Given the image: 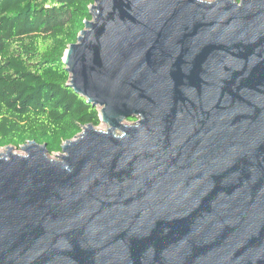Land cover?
Instances as JSON below:
<instances>
[{
  "label": "water",
  "instance_id": "95a60500",
  "mask_svg": "<svg viewBox=\"0 0 264 264\" xmlns=\"http://www.w3.org/2000/svg\"><path fill=\"white\" fill-rule=\"evenodd\" d=\"M90 9L64 62L109 128L0 153V264H264V0Z\"/></svg>",
  "mask_w": 264,
  "mask_h": 264
},
{
  "label": "trees",
  "instance_id": "16d2710c",
  "mask_svg": "<svg viewBox=\"0 0 264 264\" xmlns=\"http://www.w3.org/2000/svg\"><path fill=\"white\" fill-rule=\"evenodd\" d=\"M95 2L0 0V150L36 141L55 155L101 124L100 107L69 86L64 62Z\"/></svg>",
  "mask_w": 264,
  "mask_h": 264
},
{
  "label": "rangeland",
  "instance_id": "374dc122",
  "mask_svg": "<svg viewBox=\"0 0 264 264\" xmlns=\"http://www.w3.org/2000/svg\"><path fill=\"white\" fill-rule=\"evenodd\" d=\"M202 1H208V2H213V1H215V0H202ZM136 123V121H130V120H127V121H124V124L125 125H133V124H135ZM98 130H102V131H107L108 130V128H109V125L108 124H106V123H104V122H101V124L98 126V127H96ZM122 132L120 131V130H117V135H120ZM6 148H4V149H2V150H0V153H6ZM16 154H19V155H26V152L25 151H23L22 150V148L20 147V148H16L15 149V151H14ZM62 155V152H59V153H56L55 155H50L49 154V156L51 157V158H53V159H59L60 157H59V155Z\"/></svg>",
  "mask_w": 264,
  "mask_h": 264
}]
</instances>
